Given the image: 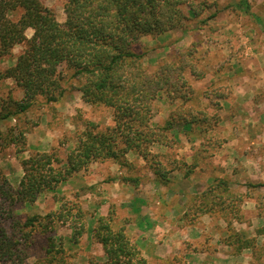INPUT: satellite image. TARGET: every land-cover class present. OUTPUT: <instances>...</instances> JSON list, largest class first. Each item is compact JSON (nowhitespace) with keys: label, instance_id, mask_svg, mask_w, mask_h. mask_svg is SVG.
<instances>
[{"label":"rangeland","instance_id":"1","mask_svg":"<svg viewBox=\"0 0 264 264\" xmlns=\"http://www.w3.org/2000/svg\"><path fill=\"white\" fill-rule=\"evenodd\" d=\"M43 2L55 12L59 22L66 21L67 0ZM240 2L185 0L179 7L187 16L186 21L166 32L141 37L136 51L143 53L142 65L148 71H156L166 63L174 66L188 64L184 74L195 90L191 101L195 109L192 111L199 121L185 127L184 115L173 116L183 101L179 98L172 102L164 92L160 93L154 101L151 121L156 126L166 125L168 121H158L157 116L169 106L172 109L169 120L174 121V126L172 131L166 132L169 141L154 143L150 147L146 164L142 163L149 167L141 168L142 182L139 181L137 187L147 180V169L153 171L157 179L156 169L166 174V168L175 170V175L182 172L188 178H195L200 193L192 195L185 191L187 196L182 198L187 215L185 223L205 228L206 233L196 248L205 249L207 237L213 236L216 240L223 238L222 242L229 246L226 249L235 251L239 249L237 240L241 239L239 244L244 247L240 250L252 246L247 249L252 259L250 264H264V187H253L254 184H264V58L261 61L255 58L260 49L264 50V42L261 41H264V0H247L249 11L244 10ZM19 16L20 12H17L12 18L16 20ZM26 34L30 38L34 30L28 29ZM23 49L24 44H19L10 54L0 56V72L16 62ZM59 70L63 76V93L57 101L49 102L39 96L38 102L27 112L0 118V175L6 176L13 188L18 187L19 176L24 172L21 159L35 152L28 145L29 137L31 141L40 140L42 148L50 146L51 150L57 147L61 158L66 159L71 146L77 145L79 134L87 127L95 126L96 130H101L114 125L113 109L91 105L83 100L79 89L83 80L78 81L73 76L74 69L64 63ZM251 88L256 90L254 95L251 93L252 101L249 94ZM23 97V90L12 78L0 80V109L8 99L22 100ZM187 128L190 130L187 131ZM10 131L18 136L23 134L25 145L6 144L4 136ZM179 134L191 137V145L188 144L190 139L182 137L185 141H181ZM185 145H188L189 151H184ZM21 147L24 151L18 153ZM160 154L167 156L163 162L159 160ZM99 162H92L90 166ZM131 163V168L138 167V163ZM89 168L75 173L55 192L41 194L43 200L38 197L36 202L39 200L40 206L34 210L24 202L10 207L0 199V218L9 233L18 221L20 230L29 234L26 240L19 232L20 243L15 248L18 251L22 248L27 250V264H39L38 260L44 253L42 247L51 234L62 238L68 263L88 264L90 258L81 253L85 243L80 239L78 244H74L69 222H57L53 227L51 218H40L30 226L23 225L29 217L45 216L53 211V199H61V203H78L84 209L86 232L89 208H93L97 201L94 195H100L97 185H88L92 178ZM218 180L226 183L214 189L212 186ZM204 182L208 183L207 187ZM192 191L196 192L195 189ZM203 191L206 193L201 194ZM117 213L123 215L119 209ZM116 226V229L121 228ZM0 264L14 262L7 260ZM15 264H20L18 259Z\"/></svg>","mask_w":264,"mask_h":264},{"label":"trees","instance_id":"2","mask_svg":"<svg viewBox=\"0 0 264 264\" xmlns=\"http://www.w3.org/2000/svg\"><path fill=\"white\" fill-rule=\"evenodd\" d=\"M184 2L67 0V18L61 23L43 0H0V56L10 54L16 45L24 44L16 62L0 72V80L12 78L23 90L24 97L22 100L8 99L0 109V118L27 112L38 102L39 96L49 102L57 101L63 93V76L59 68L64 63L74 69L73 76L78 81L83 80L79 89L85 102L114 110V125L101 130H96L95 126L87 127L79 134L77 145L71 146L66 159L61 158L57 147L49 151L35 150L30 157L22 158L24 174L17 188L12 187L6 176L0 175L2 201L10 207L18 202L34 204L41 194L55 192L61 183L88 169L92 162L111 160L131 170L128 153L146 159L154 143L169 141L166 132L172 131L174 121L168 120L164 126H156L151 121L154 101L162 92L172 102L179 98L183 101L173 116L184 115L185 127L199 121L192 111L195 109L191 103L195 90L184 74L188 64L166 63L151 72L142 65L143 53L136 51L143 35L166 32L187 20L179 7ZM239 5L250 10L247 0H241ZM17 12L20 16L15 20L12 15ZM28 29L34 30L30 38L26 34ZM22 135L10 131L4 136L5 143L25 145L26 139ZM21 151H24L22 147L17 150L18 153ZM156 172L159 180L165 181L166 174H161L159 169ZM138 179L131 174L124 176L125 181L135 186L139 185ZM225 183L218 180L212 187L217 189ZM260 186L264 187V184L253 185ZM60 200L56 199L60 202L57 209L45 216L29 217L23 226H30L40 218H51L53 227L57 222H69L73 229L72 241L78 244L85 232L84 209L78 203H61ZM13 226L9 233L0 218V262L8 260L15 264L18 259L20 264H27V250L15 249L20 243L17 235L22 232L19 222ZM92 235L103 245L107 260L101 262L90 258L88 264H152L128 236L125 227L115 228L111 210L107 216L98 217ZM22 238L27 240L29 234L22 232ZM61 240L55 234L47 237L39 264H70ZM239 240L236 253L244 247Z\"/></svg>","mask_w":264,"mask_h":264},{"label":"crops","instance_id":"3","mask_svg":"<svg viewBox=\"0 0 264 264\" xmlns=\"http://www.w3.org/2000/svg\"><path fill=\"white\" fill-rule=\"evenodd\" d=\"M261 41L264 42L263 39ZM258 52V55L255 54V58L261 61L264 58V50L260 49ZM236 90L239 93L238 87ZM255 91V88H251L249 91L251 101L253 100L252 94L254 95ZM227 101L229 102V100ZM228 102L227 104H229ZM171 110L168 106L165 112L157 116L158 121H164L166 123L171 117ZM188 130L190 129L187 128ZM178 136L181 139L182 137H185L186 140L190 139L188 144L191 145L192 138H189L187 134H179ZM39 141L38 139L31 141L29 137L28 145L34 150H50V146H48L49 148L44 146L42 148V143ZM181 141L184 142L185 140L182 139ZM186 146L188 145L183 146L184 151H189ZM162 147L167 148L164 145ZM181 153L183 154L184 152ZM27 157L25 156L23 158ZM158 157L163 162L167 156L160 154ZM127 158L129 162H134V164L138 163V165L136 164L138 167L136 169L132 168L131 170L128 168L125 169L118 163L111 161L92 164L90 166L91 168H89L92 178L88 182V185H97L100 195L93 194L94 199L98 202L93 201V208L89 206L90 213L88 215L87 231L81 238L85 243L81 249L83 250L81 252L82 254L101 262L107 260L103 245L94 239L92 230L95 228L99 216H107L110 210L113 211L116 208V227H125L128 236L136 243L143 256L152 264L251 263L252 259L251 257L249 258V252H247L249 247L236 253L234 250L226 249L229 246L222 242L223 238L216 240L213 236L211 238L207 237V247L205 249L196 248L203 239L204 233H206L205 228L199 224L193 225L185 223L187 222V215L186 208L184 207L185 200L182 198V196H187L185 191H188L192 195L200 193L195 178H188L184 173L179 171V174L175 175V170L166 168L165 181H161L159 178L157 179L153 171L147 169V180L145 182L143 181L140 187H137L131 182L125 181L124 176L131 174L133 177L139 178L138 180L142 182L140 179L141 168H148L149 166H144L142 163L146 164L145 158L136 153H128ZM23 174L24 172L19 176V180ZM205 183V187H207L208 183L204 182L203 184ZM177 189H180V191L177 192ZM193 189L196 192H193ZM41 199L40 196L39 200ZM39 200L35 204L28 206V208L30 207L34 210L35 207L40 206ZM52 204V209H57L59 203L53 199ZM117 209L123 212L122 216L117 213ZM208 244L214 246V248L209 247Z\"/></svg>","mask_w":264,"mask_h":264}]
</instances>
